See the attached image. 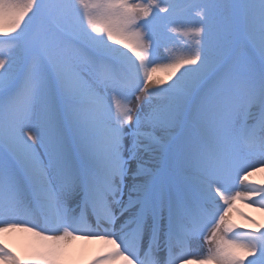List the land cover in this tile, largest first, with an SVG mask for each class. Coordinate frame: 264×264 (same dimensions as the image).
<instances>
[{"label":"snow or ice","instance_id":"obj_1","mask_svg":"<svg viewBox=\"0 0 264 264\" xmlns=\"http://www.w3.org/2000/svg\"><path fill=\"white\" fill-rule=\"evenodd\" d=\"M260 168L264 0H0V264H264Z\"/></svg>","mask_w":264,"mask_h":264},{"label":"bare ground","instance_id":"obj_2","mask_svg":"<svg viewBox=\"0 0 264 264\" xmlns=\"http://www.w3.org/2000/svg\"><path fill=\"white\" fill-rule=\"evenodd\" d=\"M258 165L259 164L257 163V167L259 168ZM254 175L257 176V177L263 178V180H264V170H262V168H260L256 172H254ZM244 204H246V203L242 202V201H237L236 202L237 208L240 211H243V212H244V210H243V205ZM251 213L254 216L259 215L261 217V222H264V213H261L260 211H257L256 209H252ZM240 216L241 215H240L239 211L233 210V212L231 213V217H232V219H233V221L235 223H240L238 221V219L241 218ZM29 240H30L29 234L23 233V232L13 233V234L8 235V242L10 244H15L16 246L21 248V250H23L25 248V246L29 243ZM98 245H103L104 246L102 241L94 240V241H78L76 247H77V251L79 253L82 251L88 257L90 256L86 260L84 258V260L87 261V260H90L93 256L97 255L95 247L98 246Z\"/></svg>","mask_w":264,"mask_h":264},{"label":"rangeland","instance_id":"obj_3","mask_svg":"<svg viewBox=\"0 0 264 264\" xmlns=\"http://www.w3.org/2000/svg\"><path fill=\"white\" fill-rule=\"evenodd\" d=\"M158 74H159V75H164L163 70H161ZM255 179H256V178H254V176L252 175L251 180H252V181H256ZM257 180H258V179H257ZM244 208L247 209V210L249 209L248 206H245ZM262 213H264V212H262ZM243 220H244V223H243V224L248 223V221H246L245 219H243ZM257 220L259 221V220H261V219L258 217ZM10 245L13 246L17 251H22L21 248H19V247L16 246L15 244H10ZM83 254H84V253H82V256H83V258H85V260L88 259V258L90 257V256L88 257L87 255H85V254L83 255Z\"/></svg>","mask_w":264,"mask_h":264}]
</instances>
